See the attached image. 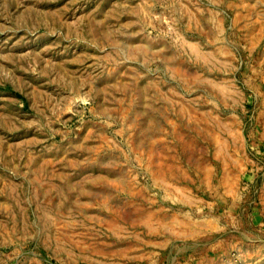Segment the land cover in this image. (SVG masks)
Listing matches in <instances>:
<instances>
[{
    "label": "rangeland",
    "instance_id": "obj_1",
    "mask_svg": "<svg viewBox=\"0 0 264 264\" xmlns=\"http://www.w3.org/2000/svg\"><path fill=\"white\" fill-rule=\"evenodd\" d=\"M0 264H264V0H0Z\"/></svg>",
    "mask_w": 264,
    "mask_h": 264
}]
</instances>
